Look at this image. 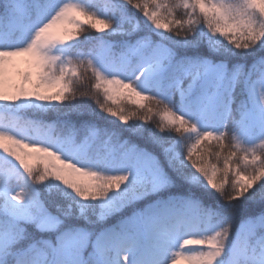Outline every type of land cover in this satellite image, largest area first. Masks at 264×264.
I'll return each instance as SVG.
<instances>
[{"label": "snow or ice", "instance_id": "6c2138e0", "mask_svg": "<svg viewBox=\"0 0 264 264\" xmlns=\"http://www.w3.org/2000/svg\"><path fill=\"white\" fill-rule=\"evenodd\" d=\"M0 264H264V0H0Z\"/></svg>", "mask_w": 264, "mask_h": 264}]
</instances>
